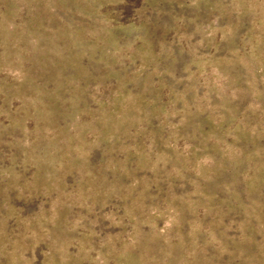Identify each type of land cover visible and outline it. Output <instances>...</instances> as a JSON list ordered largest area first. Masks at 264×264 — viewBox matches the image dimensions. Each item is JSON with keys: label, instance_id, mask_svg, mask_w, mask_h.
Segmentation results:
<instances>
[{"label": "rangeland", "instance_id": "rangeland-1", "mask_svg": "<svg viewBox=\"0 0 264 264\" xmlns=\"http://www.w3.org/2000/svg\"><path fill=\"white\" fill-rule=\"evenodd\" d=\"M0 264H264V0H0Z\"/></svg>", "mask_w": 264, "mask_h": 264}]
</instances>
